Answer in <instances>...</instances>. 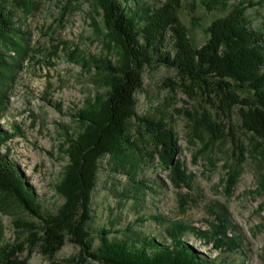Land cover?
I'll list each match as a JSON object with an SVG mask.
<instances>
[{"label":"trees","instance_id":"16d2710c","mask_svg":"<svg viewBox=\"0 0 264 264\" xmlns=\"http://www.w3.org/2000/svg\"><path fill=\"white\" fill-rule=\"evenodd\" d=\"M34 1L0 0V102L5 86L29 51L19 23L34 10ZM204 1L206 8L213 10L229 7L230 0ZM92 5L118 55L111 60L64 49L62 43L54 45L56 52L68 50V61L90 73L98 87L73 114L79 130L64 140L68 160L55 186L63 203L55 212L43 211L33 189L8 159L10 135L0 128V214L11 201L36 219L26 224L14 222L15 238L11 241H4L0 222V264H28L34 250L52 261L66 241L78 250L63 260L65 264H227L225 258L204 257L187 240L188 234H195L212 242L218 253L242 250V241L222 204H213L214 220L207 222L205 230L170 221L162 227L160 239L134 231L130 225L120 231L122 238H110L114 226L110 222V228L100 230L94 247L91 199L104 157L112 160L114 171L138 167L143 146L136 137L142 135L152 147L150 160L158 159L170 184L192 189V176L179 158L181 149L172 120L136 111L135 95L142 89L144 72L157 66L174 69L177 79L168 78L173 88L208 104L190 116L193 137L205 133L211 141L230 138L237 157L225 166L223 180L226 194H231L246 150L239 138L228 132L231 125L222 118H231L236 109L241 127L264 147V20L254 27L246 13L249 8L263 6L264 0L233 4L224 16L211 21L200 46L190 40L172 2L153 5L144 0H92ZM133 174L126 172L131 180ZM136 190L140 192L138 185Z\"/></svg>","mask_w":264,"mask_h":264},{"label":"rangeland","instance_id":"374dc122","mask_svg":"<svg viewBox=\"0 0 264 264\" xmlns=\"http://www.w3.org/2000/svg\"><path fill=\"white\" fill-rule=\"evenodd\" d=\"M144 1L153 5L176 4L187 35L195 46H200L207 38L211 21L224 16L240 0H230L229 7L213 10L206 8L204 0ZM246 13L254 27L261 26L264 5L249 8ZM19 28L25 32L29 51L13 80L5 86L0 102V128L10 135L6 143L8 159L33 189L43 211L55 212L63 203L55 186L68 160L64 140L79 130L73 114L98 87L90 73L68 61V50L56 52L54 45L62 43L64 49L78 50L87 56H107L111 60L116 59L118 51L105 35L102 17L93 8L92 0H35L34 10L19 23ZM168 78L177 79L174 69L157 66L144 72L142 89L135 95L136 111L172 120L181 149L179 158L192 176V189L174 188L158 159L150 160L149 139L145 135L136 137L143 146V158L136 169L114 171V163L108 156L101 160L91 199L94 247L99 243L100 230L110 228V222L114 224L110 238H122L120 231L130 225L134 231L160 239L162 227L170 221L205 230L207 222L214 220L213 204L219 203L225 206L235 225L242 250L218 253L212 242L195 234L187 235L188 243L204 257L225 258L227 264H264V147L241 127L236 109L231 118H222L231 125L227 131L234 133L246 150L241 172L227 195L225 166L237 157L230 138L211 141L205 133L193 137L190 116H196L208 104L200 98L187 97L178 87L173 88ZM127 171L134 173L132 180ZM16 221L26 224L36 219L10 201L0 214L4 241L15 238ZM77 250L66 241L52 261L65 264L63 260ZM52 261L34 250L28 264H53Z\"/></svg>","mask_w":264,"mask_h":264}]
</instances>
